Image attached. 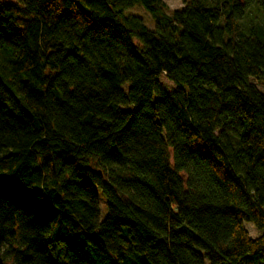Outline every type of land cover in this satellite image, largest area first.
I'll use <instances>...</instances> for the list:
<instances>
[{"label": "trees", "instance_id": "1", "mask_svg": "<svg viewBox=\"0 0 264 264\" xmlns=\"http://www.w3.org/2000/svg\"><path fill=\"white\" fill-rule=\"evenodd\" d=\"M165 7L0 0L1 258L264 264V0Z\"/></svg>", "mask_w": 264, "mask_h": 264}, {"label": "rangeland", "instance_id": "2", "mask_svg": "<svg viewBox=\"0 0 264 264\" xmlns=\"http://www.w3.org/2000/svg\"><path fill=\"white\" fill-rule=\"evenodd\" d=\"M165 4V13L169 16L172 11L179 10L183 8V0H162ZM188 1V0H186ZM125 15H132L139 17L143 20V22L149 27L151 30L155 27V21L151 18V16L140 6L136 5L132 8H128L124 10ZM160 82L166 85L168 88H174L175 85L168 80L165 76H162ZM127 88V86L125 87ZM260 89L264 92V88L260 87ZM3 187V184L0 183V188ZM98 203H99V213L101 219L105 218L106 208L105 203L102 196L98 193ZM244 228L246 229L250 238L255 239L262 234V232L256 231L250 223H244ZM2 257V256H1ZM4 264H11L10 260H5L2 258Z\"/></svg>", "mask_w": 264, "mask_h": 264}, {"label": "water", "instance_id": "3", "mask_svg": "<svg viewBox=\"0 0 264 264\" xmlns=\"http://www.w3.org/2000/svg\"><path fill=\"white\" fill-rule=\"evenodd\" d=\"M0 264H4L3 261H2L1 255H0Z\"/></svg>", "mask_w": 264, "mask_h": 264}]
</instances>
